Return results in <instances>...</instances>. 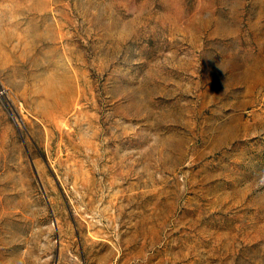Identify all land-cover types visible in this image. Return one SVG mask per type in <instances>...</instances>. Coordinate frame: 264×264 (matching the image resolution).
<instances>
[{"label": "rangeland", "instance_id": "1", "mask_svg": "<svg viewBox=\"0 0 264 264\" xmlns=\"http://www.w3.org/2000/svg\"><path fill=\"white\" fill-rule=\"evenodd\" d=\"M0 264H264V0H0Z\"/></svg>", "mask_w": 264, "mask_h": 264}]
</instances>
